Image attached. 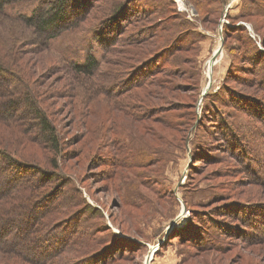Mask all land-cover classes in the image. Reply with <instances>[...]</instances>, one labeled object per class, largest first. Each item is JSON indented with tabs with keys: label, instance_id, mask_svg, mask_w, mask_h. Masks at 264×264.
<instances>
[{
	"label": "rangeland",
	"instance_id": "obj_1",
	"mask_svg": "<svg viewBox=\"0 0 264 264\" xmlns=\"http://www.w3.org/2000/svg\"><path fill=\"white\" fill-rule=\"evenodd\" d=\"M40 1L14 4L29 11ZM111 1L70 0L68 21L79 16L84 29H68L57 43L77 58L90 45L101 75L114 82L111 96L92 98L91 79L73 78L40 43L26 45L18 24H0L13 49L22 46L4 56V66L32 82L63 144L60 155L46 144L39 117L23 112L22 101L15 122L0 105V152L15 159L12 165L0 155V187L24 181L45 189L57 217L49 235L68 233L72 227L60 225L73 215L91 227L100 243L76 238L63 254L72 264L98 261L92 254L99 252L105 264H146L148 256L150 264H264V0ZM121 1L126 14L109 28L106 19ZM115 35L113 44L102 40ZM6 77L0 74L9 90L2 102L19 96ZM54 159L78 178L80 191L42 178L37 166L53 173L60 169ZM66 188L82 202L68 215L54 203ZM38 194L25 200L29 209ZM21 224L9 227L35 243ZM113 238L121 242L117 251ZM19 261L0 255V264H29Z\"/></svg>",
	"mask_w": 264,
	"mask_h": 264
},
{
	"label": "trees",
	"instance_id": "obj_2",
	"mask_svg": "<svg viewBox=\"0 0 264 264\" xmlns=\"http://www.w3.org/2000/svg\"><path fill=\"white\" fill-rule=\"evenodd\" d=\"M20 1V0H0V24H18L20 26V30L24 32V36L20 38L23 40L26 45L31 44H41V47L44 50H48L52 52L58 60L61 62L62 67L65 71H68L67 73H70V75L79 80L82 81L83 84H87L88 81L91 79L92 84L94 85L95 91L91 94H94L92 98H97L101 95H109L108 91L110 90V87L114 85V82L110 83L109 78L104 77L101 75V73H105L102 71L101 68V61L98 58V55L95 54L94 50L90 49V45L87 46L86 53L84 54V57H74L72 56V52H65L60 49L58 46V40L60 39V36L68 31V29H84L83 24H81L78 21L79 16H76L77 18L72 21H68L70 10H71V4L70 0H41L37 5L32 7L29 11L23 10L22 5H16L14 2ZM120 0H112V5L115 4ZM114 2V3H113ZM11 5L10 10H7V6L9 4ZM112 14L109 16V18L106 19V21L110 22L108 23L109 28H111L115 23L117 22V17L120 14H126L125 10L127 11V8L125 5H123L122 1L120 4H116L113 6ZM116 17V18H115ZM8 20V21H7ZM11 22V23H10ZM102 22L104 20L102 19ZM99 22V23H102ZM67 29V30H66ZM19 30V31H20ZM65 30V31H64ZM121 32V29L119 30ZM118 32V31H117ZM116 32V33H117ZM125 32H127L125 30ZM39 35V38H38ZM102 37H104L103 33H100ZM118 36H110L106 37L104 40L105 43L113 44L116 41H119ZM97 39V37H95ZM135 40L134 42H137L138 39L132 38ZM13 37H11V34H2L1 28H0V74H5L9 77H6L9 80V85H12L11 88L19 92L18 98H14V100H8L7 102L0 101L1 108L3 110V113L6 115V118H8L7 122H15L16 116H14V110H18L20 108L19 100L22 101L25 108L23 109L25 113L31 112L34 115H37L39 117V125L41 129L42 135H44V141L46 144L52 148V150L60 155V153L63 150V144H62V137L60 135V132L58 131L57 127L55 126V123L46 115L44 112L42 103L38 97V92L35 91V89L32 87V82L28 80L24 72H21L22 70L16 71L15 69L9 70L7 66H4V62L6 61L5 55H11L15 56L11 52H18L20 51L21 44H16V49H13V46L10 45L12 42ZM99 42H103V41ZM127 42L130 40V37H127ZM132 42V41H131ZM15 50V51H12ZM89 51V52H88ZM132 54H134L133 51H131ZM138 53V51H135V54ZM139 59L137 55V60ZM142 64L147 65L148 62ZM14 74H12V73ZM137 73H134L132 75V78L136 76ZM138 76V75H137ZM150 80V79H149ZM136 85H144L141 81H137L135 83ZM4 90L9 91L6 89V85L3 87H0V93ZM117 97L116 94H114V98ZM119 101L118 99H116ZM10 101H13V103H10ZM115 101V100H114ZM123 102V101H120ZM1 117V116H0ZM22 126L19 125V122L17 123V126H20L21 128H25L23 124ZM22 137V136H21ZM133 146L137 147L140 146L144 150L151 151L150 149H146L144 146L140 144V142H134L132 143ZM143 151V150H142ZM146 152V151H143ZM152 152V151H151ZM6 153V154H5ZM147 153V152H146ZM0 155H2L7 162L11 163L12 165L15 164V159L12 158L11 154L7 152V150L1 151ZM59 162H57L56 159L52 162L53 168L57 170L59 167ZM23 166L22 164H17V167ZM38 172L42 173V178L45 180L50 181H56L60 180L62 184H70L73 185V188L75 191H80L78 189V185H80V182L78 181V178L76 176L69 177L70 174L66 170H63L62 168L58 169L57 171H53V173H44L41 171V168L37 166ZM264 175L260 176L262 178ZM74 180H73V179ZM261 181H264V177ZM65 185V186H66ZM70 186V188H72ZM38 188V189H37ZM45 189H41L40 187H32L31 183L20 181L18 183H13V188L9 189V185H1L0 187V255L2 257H17L18 260L23 262H28L29 264H72L71 261H68L64 256V251L74 249V242L76 241V238L79 239L81 237L88 238L89 242L87 246H95L98 243H100V239L93 230H90L91 227H83L81 223L79 222L77 216L73 215L69 220L64 221L60 226L69 227L72 228L67 233L66 230L61 231L57 235L52 236V226L54 225V221L57 220V217H55V213L48 212L51 207L46 206L47 199L46 196L42 195L45 191ZM37 191L39 192L38 196L42 195L39 200L36 199L34 203V207L28 208V205L25 200L30 197H32L33 194H36ZM69 190L62 189L60 193L62 194L63 200L60 202L57 200L54 203L58 206L56 208L61 207V211H64L66 215L70 214L71 212L67 211L68 209L75 207L80 203V201L76 198V195L68 192ZM69 195V197H68ZM51 202V201H50ZM21 204L23 205L22 208ZM51 204V203H50ZM48 204V206H50ZM68 205V206H67ZM86 205V204H85ZM44 208V216L42 214L36 215V210L39 208ZM66 207V208H65ZM20 208V209H19ZM36 208V209H34ZM92 209V206H89L90 210ZM33 210V211H32ZM85 212V211H83ZM82 213V212H81ZM85 214V213H83ZM12 220L19 221L23 229L27 230L30 228L29 235H32L34 238L35 243L28 244L25 240L22 239V235H17L12 232V230L9 227V224L12 222ZM39 226V227H38ZM37 228L40 229V233H35V230ZM261 230V229H260ZM49 232L52 233L49 235ZM257 233V232H256ZM260 233V232H258ZM24 235V234H23ZM90 238V239H89ZM112 246L113 250L117 251L120 246V240L113 238L112 239ZM100 254V252L98 253ZM98 254H92V257H96L99 260L98 261H91L89 264H95L96 262H100L105 264L104 257L98 256ZM103 254V253H102ZM109 253L107 254V259L109 260ZM19 261V262H20ZM112 264V261H111Z\"/></svg>",
	"mask_w": 264,
	"mask_h": 264
},
{
	"label": "water",
	"instance_id": "obj_3",
	"mask_svg": "<svg viewBox=\"0 0 264 264\" xmlns=\"http://www.w3.org/2000/svg\"><path fill=\"white\" fill-rule=\"evenodd\" d=\"M221 47L214 53V57H216V55L219 54V52L221 51ZM214 61V60H212ZM150 261H151V256H148L147 259H146V264H150Z\"/></svg>",
	"mask_w": 264,
	"mask_h": 264
},
{
	"label": "bare ground",
	"instance_id": "obj_4",
	"mask_svg": "<svg viewBox=\"0 0 264 264\" xmlns=\"http://www.w3.org/2000/svg\"><path fill=\"white\" fill-rule=\"evenodd\" d=\"M181 1V3L184 5L185 4V1L184 0H180Z\"/></svg>",
	"mask_w": 264,
	"mask_h": 264
}]
</instances>
